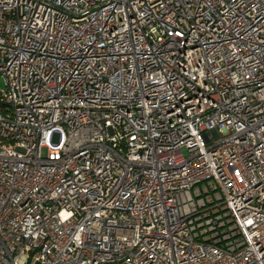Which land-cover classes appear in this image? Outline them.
<instances>
[{
	"label": "built area",
	"instance_id": "obj_1",
	"mask_svg": "<svg viewBox=\"0 0 264 264\" xmlns=\"http://www.w3.org/2000/svg\"><path fill=\"white\" fill-rule=\"evenodd\" d=\"M0 79V264H264V0H0Z\"/></svg>",
	"mask_w": 264,
	"mask_h": 264
},
{
	"label": "rangeland",
	"instance_id": "obj_2",
	"mask_svg": "<svg viewBox=\"0 0 264 264\" xmlns=\"http://www.w3.org/2000/svg\"><path fill=\"white\" fill-rule=\"evenodd\" d=\"M205 184H206V183L202 182V184H201L200 186H201V187H204ZM33 261H34V259H33V257H32L28 264H33Z\"/></svg>",
	"mask_w": 264,
	"mask_h": 264
},
{
	"label": "water",
	"instance_id": "obj_3",
	"mask_svg": "<svg viewBox=\"0 0 264 264\" xmlns=\"http://www.w3.org/2000/svg\"><path fill=\"white\" fill-rule=\"evenodd\" d=\"M0 82H2V80L0 79Z\"/></svg>",
	"mask_w": 264,
	"mask_h": 264
}]
</instances>
